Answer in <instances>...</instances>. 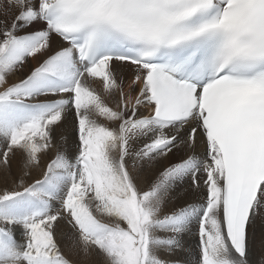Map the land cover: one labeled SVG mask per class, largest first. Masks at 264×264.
Segmentation results:
<instances>
[{
  "label": "snow or ice",
  "instance_id": "1",
  "mask_svg": "<svg viewBox=\"0 0 264 264\" xmlns=\"http://www.w3.org/2000/svg\"><path fill=\"white\" fill-rule=\"evenodd\" d=\"M0 264H264V0H0Z\"/></svg>",
  "mask_w": 264,
  "mask_h": 264
},
{
  "label": "bare ground",
  "instance_id": "2",
  "mask_svg": "<svg viewBox=\"0 0 264 264\" xmlns=\"http://www.w3.org/2000/svg\"><path fill=\"white\" fill-rule=\"evenodd\" d=\"M41 59H42V57H39V56H37L35 58H30L28 63L26 64L25 68L20 73H17L16 76L11 77V79L12 80H17V79L21 78L23 75L27 74L28 71H30V69L32 67L38 66V64H39ZM126 75L130 77L131 76V71L128 70L126 72ZM70 131L71 130H69V134H70ZM199 150L200 151L204 150L203 145L201 146V148ZM18 168H19L18 161H13V169H14V171H18ZM187 239H188L189 242H193L194 243V237H188ZM93 259H95V258H93Z\"/></svg>",
  "mask_w": 264,
  "mask_h": 264
}]
</instances>
